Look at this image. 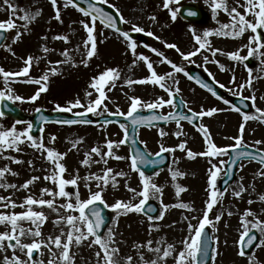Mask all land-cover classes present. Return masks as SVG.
Wrapping results in <instances>:
<instances>
[{
	"label": "rangeland",
	"instance_id": "rangeland-1",
	"mask_svg": "<svg viewBox=\"0 0 264 264\" xmlns=\"http://www.w3.org/2000/svg\"><path fill=\"white\" fill-rule=\"evenodd\" d=\"M97 1V0H96ZM226 3L227 8L231 10L236 8L237 11L245 15L249 21H254V17L246 12V0H222ZM10 3L16 9L13 15L8 5L4 0H0V22H7L12 19L16 24V28L8 30L7 40L0 48V68L9 72H19L26 65L25 60L32 56L33 60L27 76H19L11 78L12 82L7 86L11 88L14 95H19L24 99L16 101L23 111L27 113L34 112L38 106L47 110H56V106L68 107L71 102L79 99L85 106L90 100H95L98 93L89 87L93 77H97L100 73L108 68L118 69L120 77L115 81V87L111 84L105 87L107 99L97 110L96 116L105 114V107L108 112L115 113L118 109L125 114L130 108V98H140L142 103L154 102L159 98L169 99L159 85L148 83H133L129 85L126 81L132 80H149L151 72L148 70L144 61L137 59L139 55H144L149 58L153 69L157 75H166L173 72L171 78L166 77L164 81L173 91L179 87L178 93L185 101L187 108L194 112L208 111L213 108L217 109L212 116L204 115L201 120V126L208 130L209 138L218 147H230L235 145L237 137L242 135V144L256 148L264 153V119H249L244 121L243 117L235 114L229 103L224 101L218 102L209 93L201 89L199 85L191 81L184 73H174L170 64L161 62L163 57L157 56L150 49L155 48L164 54L168 60L175 63L177 66L183 67L187 72L190 67H197L205 74L210 76L219 86L223 84L224 93L229 97L242 96L248 97L253 104V110L249 116H259L256 112L259 108L264 112V65L261 61L264 56L254 53L245 61H234L229 58L228 53L240 50V54L247 56L248 49L245 47L248 44L249 38L254 33L251 30H246L238 37L217 35L216 30L224 24L232 22L231 16L225 12L223 8L213 12V0H171L168 8L164 7L165 0H108L107 3L112 5L120 15L123 16L127 23H123V28L126 31L135 32L133 25L144 29L141 32L148 40L149 44L142 45L136 42L138 48L135 50V55L128 47V41L123 37L110 31L107 27L96 22L94 33L96 41V51L91 59L87 60V65L83 60L87 59L86 53L91 48L89 43L85 47L84 41L87 39V32L84 29L81 21L91 22L88 17H84L82 13L77 11L72 6L63 7L65 0H58V7L61 11V20L57 21L55 17V9L50 0H10ZM185 3H194L202 7L208 14V21L204 25H194L183 22L178 16L179 8ZM177 11V18H171V12ZM34 14L40 11V15L34 20L26 22L19 19L24 12ZM155 17V19H152ZM182 22H180V21ZM27 23V28L24 25ZM212 32L213 35L205 38L204 32ZM230 31V30H226ZM264 31V30H259ZM17 32L21 33L18 41L13 42ZM153 33L148 36L147 33ZM67 36L68 40L54 39L55 36ZM201 36L202 40L206 39L210 45V49H219L215 56L211 55V51L201 49L197 55L190 56L188 60H184L180 52L188 54L191 51L199 49L194 36ZM166 43L175 44L180 52L175 48L166 47ZM47 47L49 51L45 53L43 49ZM255 47V44L253 45ZM9 48L11 50H9ZM68 53L65 57L62 53ZM264 52V49H260ZM208 57V63L205 64L204 58ZM213 61H216L215 63ZM223 65V70H221ZM247 65L248 67H245ZM34 68V70H33ZM56 68L55 74L51 69ZM248 68H252L251 85L247 84L249 79ZM207 69V71H205ZM209 72L211 75H209ZM48 74V80L42 81L41 84H36L35 81L40 80L42 76ZM2 76V75H1ZM233 77L235 81L233 82ZM178 81V83H174ZM244 84L245 87L241 90L239 85ZM46 86L49 92H41L40 96L31 101L30 97L35 94L40 87ZM5 81L2 76L0 80V91H5ZM87 92H92V96L88 97ZM45 94V95H44ZM255 96L253 102L250 98ZM43 97V98H42ZM40 100V102L38 101ZM227 100V99H225ZM38 101V102H36ZM147 109V108H139ZM162 114H167L173 111V108L167 104L156 109ZM84 111V108H73L70 112ZM3 119L2 117H0ZM14 123L11 121L0 120V125L4 128H9ZM244 125L243 133L240 132V126ZM28 124H18L17 128L23 130ZM200 127L195 129L191 126L180 123L168 125L162 129H145L139 131V140L151 154H156L160 145L174 148L175 151L169 153L172 162L167 169H164L159 174L152 177V181L162 189V194L156 197H151L162 205V219L149 221L141 213L128 212L115 214L116 218L110 228L114 232V246L120 249L117 256L119 264H126V259L131 256V264H144L145 261L150 262L157 259L155 252L149 251L147 242L152 241V248L160 247L162 256L163 250L167 244H173L174 247L182 250L183 239L189 237L188 225H198V221L203 218V212L206 210V203L210 197V186L208 184L210 168L209 160L214 163L219 161H227L228 155H218L214 158H209L202 155H195L193 158L187 156V151L191 150L194 153H202L207 150L205 142V134L200 131ZM163 131L166 135L161 136ZM177 132L181 135L178 137ZM56 137L55 141L51 140ZM43 138V143L60 153H67L61 161L66 167L64 178L71 179L77 174L81 178L78 181V189L81 199L88 198L89 187L91 190L97 191L96 181H85L83 178L91 174L103 175L106 168L113 169V173L123 172L126 175L116 177V186L113 187L111 180L107 187L102 190V196L105 202L112 205L117 200L130 201L139 203L141 197L133 199L134 194L128 190L129 187L142 190L139 173L131 168V158L129 149L124 144H119V141L124 137V130L118 126H46L44 131L37 138ZM79 141L76 147H73V142ZM114 143L113 153L116 156L124 157L117 160L113 157H106L107 165L103 162L96 163L100 157L91 154L90 166H85L81 163L85 159V153H90L93 147H100L102 152H107V142ZM260 141L259 144L256 142ZM182 142L186 143L184 150H180L178 145ZM118 145V146H115ZM20 151L8 150L3 153V156H11L23 163H14L11 160L4 159L0 156V168L5 166L11 168L18 175L6 173L3 182L7 184H15L17 189L8 188L7 190L0 188V196L11 197L18 204L23 202L27 195L33 194L36 198L40 197L42 188H49L58 191V188L50 181L44 180L43 177L50 173L52 164L46 160V154L42 155L40 151L30 146V143H25L19 146ZM31 161V164H29ZM225 165L223 167L225 168ZM179 171L183 173L172 179L171 171ZM264 171V167L254 162H243L239 167L237 179L224 191H220L219 184L223 174L217 180V191L223 193L218 197V202L209 212V219L215 224L207 225L210 228L212 237H214L215 249L212 264H249L251 258L253 264H264V245H259L250 255H239L240 251V235L243 230L241 225V217L246 210L255 213V217L249 216L248 220L254 221L259 219L264 221V201L259 197L264 195V175H260ZM40 177L29 186L28 190L19 189V186L25 183L31 177ZM86 183L89 187H86ZM177 186L182 187L185 191L179 196L176 195ZM243 187L245 191L240 197L235 196L234 191L240 190ZM235 189V190H234ZM66 191L75 192L76 188L68 185ZM44 199L51 197L44 196ZM249 200L253 201L249 204ZM66 198L57 197L55 204L59 206L66 203ZM75 202L74 199L72 201ZM187 204L189 208L175 207L177 204ZM167 205V209L164 206ZM34 210L43 211L47 220L41 226L43 238L48 236L59 235L63 228L67 231L64 224L59 226L54 221L60 216H66L69 212L60 209L59 214L47 206H33ZM190 209V210H189ZM25 208L17 207L15 209L0 208V211L21 213ZM231 213V215H229ZM78 215L77 213H72ZM221 216V219L216 222L215 217ZM23 227H33L30 222H22ZM7 230L4 225H0V232ZM259 235V240L264 238L261 233L254 230ZM25 242H31L32 237H24ZM63 239V238H62ZM83 241L80 245H74L71 248V253L75 254L74 264H96L94 255L98 246H89V241ZM163 242L158 244L157 242ZM7 243V242H5ZM136 245H143L137 249ZM54 251H57L53 248ZM39 252L43 253L41 257L38 254L36 260L43 259L47 264L50 259L49 250L42 247ZM177 252H173L167 258L158 261V264H174ZM12 249L6 252L0 251V264H4V256H12ZM16 255L21 259L26 260L24 253L16 250ZM141 255L143 260H141Z\"/></svg>",
	"mask_w": 264,
	"mask_h": 264
},
{
	"label": "snow or ice",
	"instance_id": "snow-or-ice-1",
	"mask_svg": "<svg viewBox=\"0 0 264 264\" xmlns=\"http://www.w3.org/2000/svg\"><path fill=\"white\" fill-rule=\"evenodd\" d=\"M53 8L55 9V19L57 21L61 20V11L58 7V0H50ZM108 0H97V3H107ZM178 2V0H177ZM4 3L8 5L9 9H11L13 15L16 13V9L13 7V5L10 3V0H4ZM97 3H89L87 9L83 7H79L78 4L75 3V0H65V3L63 7L67 8L69 6L77 8L84 17H90L91 26L88 22L81 21V24L83 25L84 29L87 32V39L84 41L85 47L87 48L89 43L91 44L90 50L87 51L86 56L87 59L83 60V63L85 66L87 65V60L91 59V57L95 54L96 51V41L94 33V28L96 25V22L99 21L100 24L104 25L105 27H109L112 29H115L117 32L120 33L121 36H123L128 43V47L132 50L133 54L135 55V50L137 47L136 41L132 40L130 34L128 31H121L117 27L116 18L109 14L108 12H105L104 8L98 7ZM171 3V0H165L164 7L168 8L169 4ZM110 7H112L110 5ZM223 8L225 12H228V14L232 18V22L230 24H224L221 25L219 29L216 30L217 35L222 36H232V37H238L242 35L246 30H251L252 33L255 35L251 36L249 38L248 44L245 46L248 49L247 56H243L240 54V50L228 53L229 58L234 61H245L249 57H252L255 54L264 56V52H261L260 49H264V0H246L245 9L246 12L251 14L254 17V21H249L246 19L245 15L240 14L236 8H232L229 10L227 8L226 3L222 2V0H213L212 9L215 13L217 9ZM41 13L40 11L35 12L34 14H30L27 11L24 12L23 15L19 17V19L24 20L26 22H29L31 20H34L37 16H39ZM189 15H195L194 12H189ZM171 18L175 20L177 18V11L173 10L171 12ZM120 21L123 23H127V21L124 20L123 16L121 15L119 17ZM152 19H155V17H152ZM25 28H27V23L24 25ZM13 28H16V24L13 22L12 19H9L7 22H0V40L5 39V36L3 35L4 32L11 30ZM133 30L137 33L144 32V29L133 25ZM230 30V31H226ZM148 36H152L153 33L148 32ZM213 35L212 32L206 31L204 32V37L207 38L209 36ZM21 36L20 32H17L16 37L14 38L13 42L19 40ZM54 39L57 40H64L67 42L68 37L67 36H60L57 35L54 37ZM194 39L196 43L199 45V49L195 51H191L188 54H185L183 52H180V49L175 44L166 43V47L168 48H175L177 52H180V55L183 57L184 60H188L190 56L197 55V52L201 49L208 48L211 51V55L215 56L217 52H219V49L212 50L210 49V45L208 44L206 39L201 38L199 35H195ZM255 44V47L253 45ZM9 50H11L9 48ZM153 53H155L159 57H163V62H167L170 64L171 68L174 70V73H184L185 76H188V72L185 71L183 67L177 66L172 61L168 60L167 57H164V54L160 51H158L155 48L150 49ZM45 53L49 51L47 47L43 49ZM65 57L68 56V53L65 51L62 53ZM35 58L32 56H29L25 60V67L16 73L5 71L3 68H0V75L3 76L5 81L6 90L0 91V102H3L5 100H11L13 103L16 101H22L24 98L19 95H14L12 93L11 88L7 87L11 82V78L13 77H19V76H27L29 73L30 66ZM138 60L144 61L147 65L148 70L151 72V79L150 81L145 80H137L132 81L128 80L126 81L129 85L133 83H148L151 82L153 84L159 85L165 92H167L169 99L165 100L164 98H159L154 102H147L142 103L140 98L137 97H131L130 98V108L128 112L125 114L124 112L120 111L119 109L115 113L108 112L107 108L105 107L104 112L107 113V115H117V116H123L125 119L130 120V125L121 124L120 127L124 130V138L119 141V144H123L128 140V132L129 128H137L140 125H150L155 121H175L177 124V127H180V122L187 120L188 122H193L194 120L207 115L212 116L214 112L217 111V109L213 108L208 111H201L199 113L194 112L192 109H188V112L191 113V115L186 113L177 114L175 111L169 112L167 115L159 114V115H152V116H141L137 115L138 109L143 107L147 108L149 110H156L161 107H163L165 104L171 106L173 109L177 107V105L174 102V95L178 94L180 92L179 87H176L174 91L164 82L167 78H171L173 76V72H169L166 75H157L155 70L153 69L152 63L149 62V58L144 55H139L137 57ZM205 64H207L208 57L204 58ZM214 63L216 61H213ZM261 64L264 65V60L261 61ZM245 67H248L245 65ZM221 70H223V65H221ZM57 71L56 68L51 69V72L55 74ZM207 71V69H205ZM253 69L248 68L249 72V79L247 81V84L251 85V74ZM209 75L211 73L209 72ZM120 72L118 69L115 68H108L102 73H100L97 77H93L89 87L91 89H94L95 92L98 93V96L95 100H90L87 105L81 103L79 99H76L74 102H71L68 107H61L60 105L56 106V110L59 112H69L73 108H84V111L77 112L76 115L78 117H85L89 113L91 114H97V110L100 109L101 105L104 103L105 99H107L105 87L111 84V87H115V81L119 79ZM191 79V77H189ZM48 80V74H45L41 77L40 80L35 81H29L34 82L36 84H41L42 81ZM235 81V77H233V82ZM174 83H178V81H174ZM197 83L200 84L202 88H207L210 92H212V95H216L215 91H213L206 83L203 81L197 80ZM221 88L225 87L223 84L220 85ZM241 90L245 87L244 84L239 85ZM46 86L40 87L38 91L35 92L34 95L30 97L31 101H35L41 94V92L46 91ZM92 92H87L86 95L88 97L92 96ZM244 99H249L248 97H245ZM253 102L255 101V96H252L250 98ZM180 103L183 105L185 102L183 100L180 101ZM225 104L228 103L227 100L224 101ZM237 112L240 111V109H235ZM39 112L40 110L37 109ZM256 112L259 113V116H249L247 114L243 115V120L246 122L249 119H264V112H262L259 108L256 109ZM4 116V112L0 111V117ZM41 120H44L43 117H41ZM107 123H111V121H106ZM22 123V121L17 120L15 124H13L9 128H4L2 125H0V156H3V153L8 150L13 151H20L19 146L25 141L30 143V146L35 148L36 150L40 151L42 155L46 154V160L52 164V169L50 170V173L48 175H45L43 177L44 180H50L57 188L58 191H55L53 189L49 188H42L40 190V197L36 198L33 194H29L26 196V198L21 203H17L15 200H13L10 196H0V208L4 209H15L17 207L25 208L26 210L21 213H15V212H4L0 211V225H4L7 230L0 232V251L6 252L8 249H12V256L8 257L7 255L4 256V264H45L43 259L36 260L34 259V252H37L41 257L43 256L42 252H39V250L44 247L49 250L50 259L48 260L47 264H74L75 254L71 253V248L76 245H80L83 241L88 240L89 237H92L89 241V246H98V248L95 250V257H96V264H119V261L117 260V256L120 252V249L116 246V241L114 240V232L112 228H108L106 234H101V229L105 227V218L102 214V209L99 205H103L104 208H111L114 212L117 214L123 212H136L141 213L145 211V206L148 203L149 199L151 197H156L158 194H162V189L158 187L153 181L152 177L146 175L144 171H142L139 167V165H151L153 167L158 166L159 164H162L163 161V153H172L175 151L174 148L165 147L163 144L160 145L159 151L155 154L157 157H160V159H149L148 156L151 154H144L140 151H136L135 154L131 157V168L133 171H136L139 173L140 177V183L142 185V190L137 191L134 188L129 187L128 190L134 194L133 199L136 197H141L139 200V203H132L130 201H121L117 200L112 205H109L105 202L102 196V190L104 187H107L110 180L112 183V186H116V177H123L126 174L123 172H116L113 173V169L106 168L103 171V175L100 174H91L87 177H84L83 179L87 181L95 180L97 191H92L91 188L86 183V187H89V195L86 199H81V195L78 189V181L81 179L79 175L77 174L75 177L71 179L64 178V173L66 172V167L61 161L65 158L67 153H60L56 151L55 149L47 147L43 143V138L41 137L40 140L34 139V137L31 135L32 131V124L31 122L28 123L27 128L20 130L17 128V125ZM64 123L68 124H75V123H91L90 120H84L80 119L77 121H65ZM243 127L242 124L240 126V132L243 133ZM43 131V129H41ZM200 131L205 134V142L207 144V150L202 153H194L191 150L187 151V156L189 158H193L195 155H202L209 158H214L218 155H228L230 152V149L228 147H218L213 142H211L208 134V130L201 126ZM161 136L166 135L163 131L160 133ZM176 135L179 137L181 135L180 132H177ZM56 137H52L51 140L54 142ZM77 143L79 141L73 142V147H76ZM133 143H135V140H133ZM257 144L260 143V141L256 142ZM118 146V145H115ZM107 152H102L100 147H93L91 149L90 153H85V159L81 161V163L85 166H90L91 162V154H95L100 157L99 161H95L96 163L103 162L104 165H107L108 160L106 157H113L117 160L124 159V157L116 156L113 153L114 143L112 141L107 142ZM180 150H184L186 147V143L182 142L178 145ZM244 145L242 144V135L240 137H237L235 140V145L232 146L231 150L236 152V155L234 157H230L231 164H236L237 161H241L242 158H247L249 160H255L257 159L256 154L250 152V151H240L238 149L243 148ZM4 159L11 160L14 163H23V161H20L14 157L11 156H3ZM259 163L264 165V153H261L259 155ZM229 163L228 161H219L218 163H214L211 159L209 160V164L211 165L208 169L209 172V180L208 184L210 186V197L208 202L206 203V210L203 212V218L198 221V225H188V231L190 233L189 237L186 239H183L181 241L182 243V250H179L177 252V249L174 247L173 244H167V247L163 250L162 256L161 248L156 247L152 248V241L147 242V247L149 251L155 252L157 254V259L152 260L150 264H158V261L163 260L164 258L169 257L173 254V252H177V255L174 260V264H206V260L208 257V246L211 243H214V237L209 236L208 241L209 244L204 243V238L207 235L206 233V226L212 225L213 228L215 227V224L212 220L209 219V212L213 209L214 205L218 202V197L222 196L223 193H218L217 189V179L220 177L221 174H223L225 177L229 176V170L224 168L223 165ZM29 164H31V161H29ZM171 171L172 179L173 181L176 180V178L180 175H183V173L179 171ZM6 173H10L11 175L15 176L18 175V173L13 172L11 168L5 166L3 168H0V188H3L7 190L8 188L17 189L18 186L15 184H7L4 183V177ZM157 175L159 173H156ZM260 175H264V171H261ZM40 177L33 176L30 179H28L25 183L19 186V189L28 190L29 186L32 185L35 181L39 180ZM230 179V177H229ZM227 180H225V184H227ZM71 185L76 188L75 192H69L66 191V186ZM185 191L184 188L177 186L176 188V195L179 196L181 192ZM245 191L243 187H240V190L234 191V195L237 197L241 196V193ZM44 196L51 197V199H44ZM57 197L66 198L67 202L62 203L59 206L55 204V200ZM74 199V203L72 202ZM261 201H264V195H261L259 197ZM253 201L249 200V204H251ZM33 206H47L48 208L52 209L53 211L57 212L59 214L60 209H64L65 211L69 212L66 216H60L58 215V218L54 221L56 225L64 224L67 228V231H65L63 228L61 229V232L59 235L56 236H48L46 239L43 238L42 232H41V226L42 224L47 220V216L43 211H37L33 209ZM175 207L180 208H189V205L187 204H177L174 205ZM167 205L164 206V209H167ZM149 212H154L155 209L149 207L147 209ZM190 210V209H189ZM78 215L72 214L77 213ZM231 215V213H229ZM252 216L255 217V213H253L250 210H246L241 217V225H242V232L240 235V242L244 245L239 251V255L244 256L246 254L245 248L252 246L253 242L257 240V237L255 235H252L253 230H257L261 233V236L264 237V221H261L259 219H254V221H250L247 219V217ZM162 215H158L156 217H153L151 215L148 216L149 221H152L154 219H162ZM221 219L220 215H217L215 217V221L218 222ZM22 222H30L33 227L25 228L23 227ZM24 237H32L31 242H25ZM63 238V239H62ZM247 238V239H245ZM7 242V243H5ZM158 244L163 243L157 242ZM259 245H264V238H261L259 240ZM137 249L143 247V245H136ZM53 248H55L57 251H54ZM19 249L20 252L24 253L27 257L26 260L21 259L20 256L16 255V250ZM213 251L215 252L216 249L213 248ZM201 257L204 259L202 260ZM215 257L213 256V259ZM132 257L128 256L126 259V264H131ZM141 260H143V256L141 255ZM144 264H149V262L145 261ZM249 264H253L252 259H249Z\"/></svg>",
	"mask_w": 264,
	"mask_h": 264
},
{
	"label": "water",
	"instance_id": "water-1",
	"mask_svg": "<svg viewBox=\"0 0 264 264\" xmlns=\"http://www.w3.org/2000/svg\"><path fill=\"white\" fill-rule=\"evenodd\" d=\"M75 3L78 4L80 7H83L85 9H87L88 4L92 3V1L90 0H75ZM98 7H102L104 8L105 12H108L109 14L113 15L114 17L116 16L115 12L106 6L97 4ZM189 12H194L195 15H189ZM181 17L188 20V21H193V22H197V23H202L204 21V12L194 6V5H187L185 6L180 13ZM119 28V26H117ZM192 76H195V74H192ZM1 110L4 112V115L9 116L15 120H19L22 122H31L32 124V131H31V135L33 137H36L37 135L40 134L41 129L43 127V125L45 123H64L65 121H77L80 119H84V120H90L91 123H107L106 121H111V122H121L122 118L120 117H116V116H109V117H103V118H99V119H93L90 115H87L83 118L78 117L77 115H69V114H64V113H60V112H55V113H51V112H46L44 110H40L39 112H35L33 115H25L23 112H21L20 110H18L15 106H13L12 104H10L7 101H3L1 103ZM183 112V110H178L177 114H181ZM141 115V114H139ZM146 116V115H144ZM41 117L44 118V120H41ZM195 121V120H194ZM166 122H163L161 125L165 124ZM150 125H155V122H153ZM147 125V126H150ZM138 128V127H137ZM137 128H131L130 132L128 133V140L127 143L129 144V146L131 147V152L132 155L135 154L136 151H140L144 154H146L142 148V146H140V144L137 142ZM133 140H135V143H133ZM252 152V151H250ZM254 154H256L257 159L259 161V152H252ZM147 155V154H146ZM149 159H152L150 156H148ZM157 159V158H156ZM239 161L236 162V165L238 164ZM168 162L166 161V163L164 162L163 164H160L156 167H153L151 165H139L140 169L144 172H147L148 174H153L154 172L158 171L161 168H164L165 166H167ZM236 165H231L229 166V176L225 179L227 180V184H225V181L222 183V187L225 188L234 178H235V170H236ZM230 177V179H229ZM102 209V214L104 215L105 218V227L101 229V234H104L105 231L107 230V228L110 226V224L113 221V213L110 210H107L103 207V205H99ZM151 207L154 208L155 211L154 212H149L147 209ZM158 205L154 202V201H148V203L145 206V213L149 216H153L156 217L158 215ZM207 231V230H206ZM207 235L204 238V243L205 244H209L208 241V232H206ZM252 235H255L254 233H252ZM257 237V236H256ZM257 243V240L253 242L252 246L250 247H246L245 248V252H249L250 250H252V248L255 246V244ZM212 250H213V245L212 243L208 246V257L206 260V264H210L211 263V259H212ZM201 259L203 260L204 258L201 257Z\"/></svg>",
	"mask_w": 264,
	"mask_h": 264
},
{
	"label": "bare ground",
	"instance_id": "bare-ground-1",
	"mask_svg": "<svg viewBox=\"0 0 264 264\" xmlns=\"http://www.w3.org/2000/svg\"><path fill=\"white\" fill-rule=\"evenodd\" d=\"M218 180V179H217ZM235 190V189H234Z\"/></svg>",
	"mask_w": 264,
	"mask_h": 264
}]
</instances>
